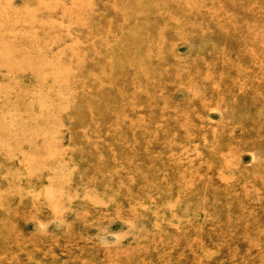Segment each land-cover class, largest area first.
I'll return each mask as SVG.
<instances>
[{"label":"rangeland","instance_id":"obj_1","mask_svg":"<svg viewBox=\"0 0 264 264\" xmlns=\"http://www.w3.org/2000/svg\"><path fill=\"white\" fill-rule=\"evenodd\" d=\"M0 264H264V0H0Z\"/></svg>","mask_w":264,"mask_h":264}]
</instances>
